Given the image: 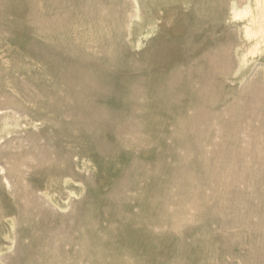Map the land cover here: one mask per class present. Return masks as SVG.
<instances>
[{"label":"rangeland","instance_id":"374dc122","mask_svg":"<svg viewBox=\"0 0 264 264\" xmlns=\"http://www.w3.org/2000/svg\"><path fill=\"white\" fill-rule=\"evenodd\" d=\"M193 1L196 7L186 13L171 3L161 12L154 6L157 28L137 52L111 40L123 17L118 2L0 0V127L11 124L9 132L0 133L3 264L52 261L76 236L74 216L88 218L95 204L103 215L111 214L122 202L133 211L143 202L151 214L187 219L180 234L159 240L155 254L167 255L150 264H264V138L215 135L221 121L228 124L225 129L232 127L233 113L246 108L264 113V75L250 72L248 83H234L219 117L207 115L195 129L190 123L185 129L165 124L164 105H144L151 96L165 97L175 86L173 75L182 80L204 72L192 74L203 61L155 56L185 41L173 37L172 28L192 25V18L200 19L211 7L210 0ZM91 26L96 33L111 32L97 42L98 49L72 39ZM112 93L115 97L108 98ZM248 128L264 130L256 121ZM136 154L143 160L163 158L150 168L152 194L143 193L147 183L141 173L130 177ZM10 164L20 170L10 172ZM60 173L67 182L58 193L50 179ZM124 177L140 183V196L112 194L116 178L118 187L136 192ZM33 187L49 191L60 207L43 206L41 191ZM189 228L196 232L184 234ZM180 241L184 255L171 251Z\"/></svg>","mask_w":264,"mask_h":264},{"label":"bare ground","instance_id":"6f19581e","mask_svg":"<svg viewBox=\"0 0 264 264\" xmlns=\"http://www.w3.org/2000/svg\"><path fill=\"white\" fill-rule=\"evenodd\" d=\"M110 1L118 2L124 7L122 21L119 20L118 28H116L117 36L114 38L111 36V40L121 43L123 48H132L135 51L140 48L143 40L147 39L157 28V17L152 13L154 6L161 12L162 7L171 3L173 8L186 13L191 10L192 6L196 7L197 5L193 0ZM210 5L211 7L206 13H202L204 15L200 19L192 18L190 21L193 22L192 25L189 23L183 28L174 27L171 29L173 37L185 39L182 45L176 47L171 43L166 49L155 53L156 58L160 61L171 57L175 60L185 61V63L192 60L204 62L203 66H196L198 68L192 73L202 72L201 69L204 68V72L197 76H189L182 80L175 75L172 76L170 81L175 86H179V91L175 86L171 88L169 85L170 88L166 89L163 99H154L151 96L144 102V105L149 106L164 105L167 110L163 114L162 120L165 124L170 123L179 129H185V123L192 124L195 129V125H198L207 115L210 118H218V115L221 114H219L220 104L228 101L227 95L233 93L234 83H248V75L251 73L259 74L260 72L264 75V0H210ZM107 30L104 28L96 33L91 26L80 36L77 35L75 38H72L70 34L69 36L73 40L82 39L84 45L98 49L97 42L109 38L111 35V32ZM107 54L111 53L108 51ZM179 83L181 84L179 85ZM225 89L229 91L227 94L222 93V90L225 91ZM243 90L246 88L243 87ZM102 92H98V96L102 97ZM181 95L182 97H180ZM114 97L115 93L108 95L110 99ZM257 100H254L256 104ZM192 106L194 108H191ZM134 107L135 104H133L132 110L135 109ZM184 110H192L194 114L188 117L184 114ZM131 116H134L133 112H131ZM233 118L234 120L229 123L232 126L230 129H225L228 124L221 121L215 135H236L248 139L257 136H260V139L264 138V130L248 128L250 123H255V121L264 126V113L256 111L254 113L246 108L239 113H233ZM150 121H152L151 118L145 119V122L150 123ZM10 129L11 124L4 123L0 127V133H7ZM150 131L148 135L152 134V130ZM261 135L263 136L261 137ZM158 143L161 146L163 141L158 139ZM154 162L161 164L164 161L161 156L160 158L151 156L143 160L136 154L130 169V177H136L140 173L144 177L147 184L143 185V193L146 195L152 194L149 193L152 177L150 168ZM47 163L50 165L48 161ZM23 165L31 164L25 162ZM8 170L11 172L20 169L16 165L10 164ZM68 170L69 168L66 171ZM65 177L66 173H60L54 179H50L57 184L56 191L58 193L67 182ZM130 177H124L122 182L130 185L136 192L130 194L118 187L120 181L119 178H116L117 181L112 185V194H122L124 198L140 196L137 193L140 183ZM4 178L3 180H6ZM31 189L34 192L41 191L39 195L43 206L60 207L54 195L46 189L42 190L40 187ZM24 190L27 191L26 186H24ZM92 193L97 194L94 189ZM70 194H67V198ZM151 209L148 204L140 202L137 205V210L133 211L126 202H122L115 212L103 215L98 204L89 207L88 218L74 216L77 219L74 229L76 236L66 241V249L64 248L63 253L52 256V261L45 264H150L155 259H163L167 255L166 252L157 254L154 252L157 243L161 238L180 234V227L187 219L185 215L184 217L181 215L174 217L171 213L166 215L151 214ZM194 232H196L194 228H189L185 230L184 234L193 235ZM209 246L214 249L212 243ZM172 250L177 251V255L185 254L181 241ZM2 258L0 254V264H3L4 258Z\"/></svg>","mask_w":264,"mask_h":264}]
</instances>
